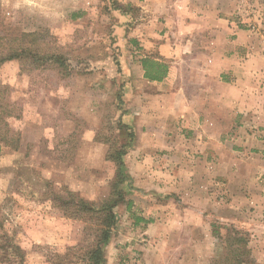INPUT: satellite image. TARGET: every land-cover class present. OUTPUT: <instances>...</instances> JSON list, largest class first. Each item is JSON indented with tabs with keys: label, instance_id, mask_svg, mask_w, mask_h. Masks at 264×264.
<instances>
[{
	"label": "rangeland",
	"instance_id": "obj_1",
	"mask_svg": "<svg viewBox=\"0 0 264 264\" xmlns=\"http://www.w3.org/2000/svg\"><path fill=\"white\" fill-rule=\"evenodd\" d=\"M132 1L0 0V42L5 44L0 47L6 48L8 43H13L12 40H21L23 33L33 32L31 42V37L21 40L24 45L41 52V55L58 53L73 69V73L64 76L51 63L38 66L40 61L33 55L0 65V131L8 128L18 137L17 148L5 145L0 150V264H54V261L58 262L55 255L66 252L70 261L76 264L77 257L94 239L90 234L92 220L65 217L47 198V190L52 188L62 193L69 189L98 205L109 197L116 168L113 162L105 159L106 150L126 140V133L115 130L114 121L125 106L127 73L122 67L130 62L134 51L143 50L140 35L149 16L145 8ZM171 1L168 13L158 15L172 17L169 29L174 27V33L177 28L178 33L176 36L169 34V39L165 40L171 46L174 43L185 46L188 40L186 30L183 25L175 23L174 17H187L185 8L190 0ZM231 4V1H225V17L234 19L237 27L251 33L242 37L235 52L239 58L253 54L258 67L254 72L242 70L241 77L245 82L242 94L246 97L242 111H246L244 109L250 103L251 107L256 105V112L251 109L250 116L243 112L233 119L226 118L224 127L227 132L223 137L234 136L241 128L237 136L241 143L249 146L245 151L239 149L238 160L241 162L238 167L251 177L247 180L249 184L243 182L242 185L254 191L264 190V144L258 143L263 149L253 148L256 147L254 138L264 143L262 132L254 134L264 132V61L259 59L264 58V0H238L235 10ZM149 40L154 47L158 42H166L164 38ZM204 42L205 39L198 38L193 41L196 43L194 47H200ZM148 52V56H157L153 50ZM174 56L187 63L190 56L197 54L181 52ZM181 73L184 78L190 70L184 69ZM232 77L222 72L218 78L230 82ZM249 94L251 98L252 94L256 96V103L249 101ZM134 137L136 142V135ZM249 137L254 140L249 141ZM234 147L237 152L238 147ZM224 153L225 157H230L229 149ZM209 157L212 158L210 154ZM154 163L157 165L148 166L153 182L168 179L165 175L169 167L164 161ZM199 169L197 167L195 172L198 173ZM252 177L257 183L252 182ZM222 183L215 180L208 184L209 207L203 209V203L195 201L191 205L194 210L202 209L201 215L185 212L189 205L186 199L177 197L168 202V199L158 197L156 190L149 192L151 204L170 203L182 212L171 216L176 228L166 237L180 241L172 246L151 241L135 226L134 216L141 217L143 210L133 200L129 211L125 202L119 203L115 208L116 220L110 239L103 249V264H175L165 258L185 254H193L197 259L188 264H230L225 260L228 256L225 240L233 234L228 228L241 232L248 240L250 253L243 256L244 264H259L252 257L251 250L264 253V246L259 244V235L264 238V232H260L264 230V201L259 199L247 206L240 205L239 200L233 204L238 212L234 214L232 208L224 206L231 199ZM130 194L127 199H132ZM152 213L150 217L157 214ZM232 217L236 218L235 222L231 221ZM189 220L202 225L203 230L199 227L191 232L181 229L179 225ZM204 231L208 232V239ZM188 236L197 242L196 245L185 246ZM247 260L251 263H245Z\"/></svg>",
	"mask_w": 264,
	"mask_h": 264
},
{
	"label": "crops",
	"instance_id": "obj_2",
	"mask_svg": "<svg viewBox=\"0 0 264 264\" xmlns=\"http://www.w3.org/2000/svg\"><path fill=\"white\" fill-rule=\"evenodd\" d=\"M169 1H132L137 6L145 8L148 11L146 14L149 16L145 19L146 22L140 35L143 37L141 40L144 44L140 43L143 50L134 51L130 55V62L122 67L123 71L127 73V78L124 82L125 106L121 120L131 126L136 135V142L134 140L124 155L126 172L132 182L130 194L132 199L130 200H133L134 204L143 210L142 220L139 223L135 222V226L144 231L151 241L172 246L180 241L166 237L168 233L169 235L172 233L169 231L176 228V223L172 221L171 216L176 212L179 214L182 212L177 211L175 206H170V203L158 206L151 204L152 198L149 192L156 190L159 193L158 197L168 199V202H172V198L177 197L186 199L185 202L189 205L188 208H185V212L201 215L203 210L200 208L199 211L194 210L191 205L195 201L203 203L201 206L203 209L209 207L211 194L208 184L211 181L224 182L222 184L225 193L231 199L227 200L228 203L224 206L232 208L234 214L238 212L233 204L239 200L241 201L240 205L247 206L259 199L264 201V190L260 188L254 191L242 185L243 182L248 183L247 180H250L251 177L238 167V162H241L238 160L241 154L239 149L245 151L249 146L247 143H241L237 136L241 128H238L236 135L223 137L227 132L224 127L226 118L233 119L243 112H248L250 116L251 109L256 112V105L252 104L251 107L250 103L247 104V109L243 108L246 111H242V103L245 107L244 99L246 97L242 94V87H244L242 84L245 82L241 77L244 69L248 72L257 70L256 56L248 53V57L239 58L235 52L236 46L241 44L242 37L250 36V31L242 30L236 26L234 19L225 17L226 0H190L189 6L185 8L187 17H174L175 23L183 25L182 28L186 30L187 44L183 46L174 43V46H171L165 38L169 39V34L176 36L178 29L176 28L174 33L172 31L174 27L169 29L170 23L173 22L172 17H159L158 15L168 13L170 3L172 4V1ZM227 1L232 2V9L235 10L238 0ZM77 19L79 18L77 17ZM150 38H164L166 42H158L154 47ZM198 38L205 39V42L204 45L196 48L194 47L196 43L193 41L195 42ZM148 50H153L157 56H148ZM181 52L196 53L197 56H190L187 63H182L179 61L181 58L177 59L174 56ZM146 56L167 66L165 77L153 81L143 77L141 59ZM259 59L264 61V58L259 57ZM184 69L190 70V74L183 78L181 71ZM222 72L231 74L232 81L220 80L218 77ZM252 78L255 82V77L252 76ZM248 84L250 85V83ZM250 95L249 101L256 103V96L252 94L251 98ZM261 132L264 134L263 131L254 134L259 135ZM247 139L252 141L253 137ZM254 139L256 147L253 148L263 149L258 144H264L262 140L260 142L257 138ZM235 145L238 147L237 152L233 150ZM239 146L243 147L239 148ZM226 149L231 152L229 153L230 157L224 156ZM160 153L163 154L162 157L159 156ZM209 154L212 158L209 157ZM161 160L164 161V165L169 167L165 175V178L168 179L154 183L153 177L149 176L148 166H156L154 161L162 163ZM197 167H200L198 173L195 172ZM252 180L257 183V179L252 177ZM140 197L141 199H139ZM141 202L143 205L140 204ZM259 208L261 207L259 206ZM152 212L157 214L150 217ZM235 219L232 217L231 221L235 222ZM179 226L183 230L189 229L190 232L193 228L202 229V225L194 224L190 220ZM200 232L202 233V231ZM254 232L259 234L257 231ZM260 232H264V230ZM204 235L208 239V232L204 231ZM185 240L187 247H192L197 243L191 236ZM259 242L261 246H264L263 236L259 235ZM189 249L191 250V248ZM251 252L252 257L259 264H264L262 251L259 253L258 250L254 252L252 249ZM165 259L173 260L175 264L180 262L188 264L197 261L193 254Z\"/></svg>",
	"mask_w": 264,
	"mask_h": 264
},
{
	"label": "trees",
	"instance_id": "obj_3",
	"mask_svg": "<svg viewBox=\"0 0 264 264\" xmlns=\"http://www.w3.org/2000/svg\"><path fill=\"white\" fill-rule=\"evenodd\" d=\"M34 37L33 32H25L21 35V40ZM20 38L12 40L13 43L5 47H0V65L6 61L11 60H23L29 55L37 56L36 59L38 66L41 64L51 63L57 69V72L67 76L73 73V69L70 64L66 63V59L58 53H42L37 50L30 49L28 45H24ZM3 42H0V46H4ZM32 46V45H30ZM141 66L144 71L143 77L147 80H161L166 76L167 66L160 63L151 57H144L141 59ZM117 117L115 121L117 132L126 133V140L119 142L116 145L109 146L106 150L105 159L113 162L116 170L112 181L110 182L109 197L102 204H96L95 201H91L78 193L69 189H64L62 193L53 191L52 188L47 190V198L56 206L62 214L67 218L72 219H84L91 221L90 234L94 237L91 244L85 251L77 257L76 264H103L104 253L103 249L110 239L111 229L116 220L115 208L121 202H125V208L127 211L131 208L132 201L127 199L126 196L132 190L131 180L126 172V166L124 164V155L127 149L131 147L134 140V132L131 126L122 122L121 115ZM1 116V114H0ZM115 119V118H114ZM1 124V121H0ZM17 136L16 133L11 132L8 128L4 131H0V150L2 146L10 145L17 148ZM136 222H139L141 217H135ZM230 229V230H229ZM231 231L232 237H228L231 241L227 242L228 256L225 259L230 264H244L243 256L250 253V247H248V240L242 237V233L228 228ZM214 233L219 234L214 230ZM67 253V252H66ZM55 255L58 262L54 261V264H75L70 261L67 254ZM67 258L69 260H67ZM245 263H251L246 261Z\"/></svg>",
	"mask_w": 264,
	"mask_h": 264
}]
</instances>
